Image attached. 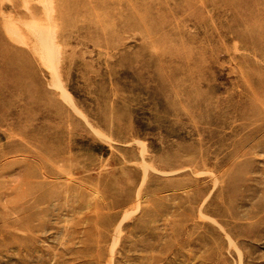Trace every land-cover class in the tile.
Here are the masks:
<instances>
[{
  "label": "rangeland",
  "instance_id": "1",
  "mask_svg": "<svg viewBox=\"0 0 264 264\" xmlns=\"http://www.w3.org/2000/svg\"><path fill=\"white\" fill-rule=\"evenodd\" d=\"M0 264H264V0H0Z\"/></svg>",
  "mask_w": 264,
  "mask_h": 264
}]
</instances>
